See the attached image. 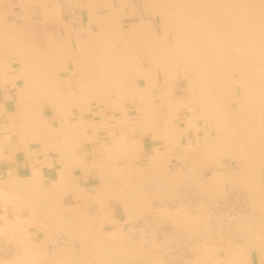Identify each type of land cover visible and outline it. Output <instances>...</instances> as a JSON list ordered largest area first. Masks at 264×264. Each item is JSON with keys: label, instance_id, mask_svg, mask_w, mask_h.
Segmentation results:
<instances>
[{"label": "crops", "instance_id": "0c3cea01", "mask_svg": "<svg viewBox=\"0 0 264 264\" xmlns=\"http://www.w3.org/2000/svg\"><path fill=\"white\" fill-rule=\"evenodd\" d=\"M89 1L47 0L35 6L42 15L35 22L0 21V264H117L107 256L129 250L113 245V238L133 237L135 231L128 200L124 205L118 192L129 187L106 181L101 169L128 164L151 172L156 152L154 146L145 150L143 137L151 129L132 123L127 133L111 110L115 92L95 79L107 77L113 36L121 49L128 38H143L145 29L156 36L162 27L154 14L157 0ZM143 66L159 82L162 71L155 69L152 53ZM81 79L91 80L81 87ZM124 106L134 116L131 102ZM175 120L170 124L179 125ZM179 140L170 141V161L186 160L188 149L174 154L183 148ZM159 151L167 153L164 147ZM237 173L245 174L238 186L249 189V171ZM142 245L134 253H144ZM235 264H264V257L247 255Z\"/></svg>", "mask_w": 264, "mask_h": 264}, {"label": "bare ground", "instance_id": "6f19581e", "mask_svg": "<svg viewBox=\"0 0 264 264\" xmlns=\"http://www.w3.org/2000/svg\"><path fill=\"white\" fill-rule=\"evenodd\" d=\"M198 1L157 0L154 14L160 15L161 33L159 32L155 36L153 32L145 29L143 38L138 40L128 38L121 49L117 45L116 37L113 36L105 63L107 77L95 79L99 82H106L108 91L115 92L111 94V97H116L117 102L112 101L111 110L116 115L119 113V117L116 118L117 122L126 126L127 133L133 132L134 126L129 125L136 123L139 128L144 130L150 128V135L156 141L154 145L156 157L153 158L151 163L152 169L149 172L148 179L142 181L138 176L140 173L136 172L128 164L125 169H123L124 166L122 169H107L108 171L101 169L106 173L104 175L106 181H119L124 188L129 187V189L119 190L118 192L124 205L126 200H128L127 206L131 213L137 211L136 207L147 204L148 197L146 198V196L161 195L162 191L167 188V186H161L160 184L167 182L166 175L171 174L170 171L169 173L167 171V164L171 162L168 156V153L172 152L170 141L176 137L181 138L183 135L185 137L188 136L189 126H193L197 119H201L199 126H195L198 127L200 132H203L201 135L203 136V143L199 142L200 145H197V143L196 146L200 147L202 145L200 150H203L206 155L209 152L208 150L212 148L234 156V158L241 159L243 160L241 167L239 166L242 169L241 172L250 168L254 169L259 167V165L264 167V128L260 119V113L264 112V0H201L200 3ZM46 2L47 0H42L38 6L43 5L44 7ZM91 2L92 0L88 3ZM24 4L29 6L28 2ZM146 9L149 10L147 7ZM113 24L117 26V21L113 22ZM148 53L153 55L155 69L162 71L159 82L155 76V71L150 75L144 72L143 61L146 60ZM102 64L98 63L97 65L101 66ZM168 65L173 66V72L166 70ZM234 79L238 82L239 93L234 92L230 88L229 81ZM89 80L91 79H81V87H86ZM92 80L94 81V79ZM139 80H141V83ZM180 80H185L186 82L183 90H187V96H189L187 98L184 91L181 95L174 92L177 82ZM153 81H157L158 84L157 90L159 94L157 96L153 92ZM191 96H196L197 99L195 100ZM157 97L163 100L164 107L156 104L155 99ZM189 99H193L194 102L191 100L193 105L187 106ZM228 100L231 105L235 103L234 109L230 110L232 108H230L231 105L228 106L226 104ZM129 101L135 109V114L132 117L128 113L129 107L126 108L124 106ZM178 105L186 106L190 111L184 121L186 122V128L170 124L171 119H178L179 117L177 114ZM215 129L219 132L216 137H213L211 133ZM191 130L193 131V129ZM126 136L128 137L125 133L121 136L122 142L127 141ZM122 142L112 149L119 148ZM182 146L183 150H192L195 145L192 146L188 143ZM161 147L166 148V154L159 151ZM193 160L192 164L184 166V171L189 170L188 174L191 177L194 176L200 188L219 189L223 183V179H221L224 176L222 173L223 169L221 171L215 170L211 175L205 176L204 169L206 165L204 161L202 163V159L197 161L194 158ZM176 169L175 175L182 173L183 166H178ZM244 177L245 174H237L235 177L237 181L234 180L235 183L239 185ZM250 180L246 183L250 186L249 189H254L249 192L251 202L264 205V191H257L251 185L253 181L250 182ZM165 197L167 198L166 195ZM168 210L170 209L168 208ZM168 210L165 211L167 212ZM181 210L182 208L180 213H182ZM170 211L171 213L169 214H172L173 211ZM175 211L179 213V209ZM262 211H264V208ZM138 212L135 214L138 215ZM185 212L188 215L189 211L185 210ZM174 213L172 216H175L174 221L176 223H180L181 220H188L187 216L182 218L184 216L181 217V214L180 220L176 221L178 218L176 217L177 212ZM196 220L192 222L195 223ZM186 222L181 227H187L185 229L190 231L192 228L191 221L188 220V223ZM144 228L146 229V227ZM186 236L189 237L188 235ZM159 241L162 242L163 240ZM157 245L155 247H158ZM202 247L207 248L206 246ZM199 249L201 250V248ZM242 251L247 256V249ZM129 252L128 250V252L126 251L121 255L110 253L109 257L107 256L106 258L107 262L115 263L122 259L121 256L127 258ZM153 254L155 255V253ZM245 255H240L239 261L241 257L245 258ZM223 256L225 257V255ZM229 258H232L231 262H235L233 255ZM96 259L98 262H102L99 255H97ZM214 264H219V262Z\"/></svg>", "mask_w": 264, "mask_h": 264}, {"label": "rangeland", "instance_id": "374dc122", "mask_svg": "<svg viewBox=\"0 0 264 264\" xmlns=\"http://www.w3.org/2000/svg\"><path fill=\"white\" fill-rule=\"evenodd\" d=\"M41 1L42 0H0V21L1 20L2 21L4 20L5 22L16 21L18 23H23L24 22L23 20H29V21L35 22L36 20L41 19V16H42L40 11L38 10L40 7H35ZM27 2L29 6L31 7H13L14 4H24ZM198 2L200 3L201 0H199ZM160 20L161 19L159 15L157 18V21L160 22ZM158 32L161 33V30H159ZM166 70L168 72L174 71L173 66L171 65H168ZM139 82L141 83V80H139ZM229 84H230V88L234 92L239 93V85L236 79H234L233 81H229ZM185 85H186L185 80L178 81L177 86L174 89V92L181 95L184 91V94L186 93L185 96L187 98L189 97L187 96L188 94L187 90H183L185 89ZM153 92L155 96L159 94L158 93L159 91L157 89H154ZM192 98H195V100L197 99L196 96ZM191 100L192 102H194L193 99ZM191 100L188 102L187 106L193 105V103H191ZM156 101H157L156 104L160 106H164L163 100L158 99ZM226 104L228 106L231 105L229 100L227 101ZM234 105L235 103L230 106V108L232 107L230 110L234 109ZM177 109H178L177 114L179 117L178 119L175 120V122L179 124L181 127L186 128V122L184 121L190 114V111L186 108V106L183 107L182 105L181 106L178 105ZM169 117H168V120H169ZM260 119H261V123L263 124V128H264V112L262 114L260 113ZM200 120L201 119H197V121H195L193 126L192 125L189 126L188 136L186 137L182 136L179 140L181 142V145L188 144V143L192 146L195 145L193 146L192 150H190V152H188V150L185 151L186 165L192 164L194 162L193 160L194 158L197 159V161L202 159V163L204 161V164L206 165L204 169L205 176L211 175L213 171L215 170L221 171V169H224L225 170L223 174L224 176H222L221 178L223 179L222 185H220L219 189L217 190L211 189V188L209 189L202 188V187L200 188L199 187L200 185L199 183H197V180L194 178V176L191 177L188 174L189 170L187 169L186 171H184L185 161H183V159L179 161L178 158H175V160L171 159L172 162L170 163L168 162L167 164V168H168L167 171L168 173L170 171L171 174L166 175L167 182L160 184L161 186H165V187L167 186V188L164 191H162L161 195H157L158 197L156 195L148 194L150 197L146 196V198L148 197L147 204L146 205L144 204L138 208L136 207L137 211H135L134 213H129V215L133 219H135L133 223L131 222L133 224V228L135 229V231H133L132 233L133 237H127L125 239L124 238H121V239L113 238L114 247L115 245L118 246L119 243H121V246L126 244V246L128 247L130 251L129 254L127 255V258L126 257L123 258L124 256H121L122 259L117 261L118 264H125V262H127L126 264H129V263L132 264L133 262H134L133 264L135 263L141 264V262H143V264H154V263L155 264H200V263L201 264H214L217 262H219V264H235L236 262H239L240 255L241 256L245 255L243 254V252H241L243 249H247V251L252 252V253H246V254L249 257L252 256L253 260H257L258 257H264V253L260 254V252L264 251V211H262V209L264 208V205L263 204L260 205L257 203L254 204V202L252 203L249 192L250 190H254V189L246 190L245 188H241L235 183V181L237 180H235V178L234 179L232 178V175H236L238 174L237 172H241L242 169H240V167L243 163V160L237 159L236 157L234 158V156H231L229 154H224L222 151L218 149L211 148L210 150H208L209 152L207 153V155L203 150H200L202 145L200 147L196 146L197 143H198L197 145H200V143L201 144L203 143V138H202L203 136H201L203 132L202 131L200 132L198 127H196V126H199V124L201 123ZM190 128L193 129V131ZM218 132L219 131L215 129L211 133V135L213 137H216L218 135ZM143 139H144V143L146 147L145 150H147L148 153L151 152V148L156 144V141L152 140V137L150 134L144 135ZM176 144H179V143L176 142ZM182 153L184 154V151L182 150L180 146L178 147L177 151L174 152L175 155L182 154ZM201 154H203L202 157H200ZM190 155H193V157H191ZM138 164L141 165V161H139ZM178 166L179 167L183 166L182 173H178L175 175L174 173H175V170H177L176 167L178 168ZM161 170H164V169H161ZM142 171H143V174L139 172L140 175L138 176L141 178L142 181H144L148 179L147 177L150 175V173L148 169H145ZM248 171L250 174L247 180L250 178L251 179L250 182L253 181L251 185L255 187L257 191H264V167H262V165L261 166L259 165V167H255L254 169L250 168L248 169ZM253 177H255V179H253ZM230 182H233V183H230ZM251 193H253V191H251ZM165 195L167 196V198L165 197ZM154 201H157V202H154ZM168 208L172 210L173 213L177 212L176 217L178 218L176 221H179L180 220L179 218H181L182 216H184L182 218H186L187 216L188 220H190L192 224L191 230L187 231L186 230L187 227H181L186 221H187L186 223H188L187 219L181 220L180 223L178 222L176 223L174 221L175 216H172L173 213L169 214L171 213V211L168 210ZM181 208H182L181 210L182 213H180ZM117 209L121 211L120 207H117ZM138 209H139V212H138ZM176 209H179V213L178 211H175ZM165 210H168V211L166 212ZM185 210L187 212L189 211L187 213L188 215L185 214L186 213ZM137 212H138V215L135 214ZM156 213L159 215H157ZM140 215L143 217H141ZM190 215H192L193 217ZM172 217L173 219L171 220ZM194 218L196 220L195 223L192 222V221H195ZM144 227H146V229ZM136 228L137 230L140 229L141 231L140 232L136 231ZM183 228L184 229L186 228L185 231ZM151 229H153V231H151ZM146 231H148L147 234H146ZM186 235H188L189 237H187ZM159 240H163V241L161 242ZM155 243L156 245L159 244L157 245L158 247H155L156 246ZM142 244H144V247H143L145 250L144 253H138V254L134 253L136 251L135 247H138V245L143 246ZM228 244L230 247L227 246ZM202 246L204 247L206 246L207 248H203ZM116 247L115 249L117 251L120 250V248H116ZM151 248L155 250L154 252L155 255L153 253L146 252ZM199 248H201V250L202 249L204 250L201 251ZM207 249L209 250V253ZM239 249L240 250L242 249V250L240 251ZM158 250L160 251V253ZM223 255H225V257ZM231 255H233L235 262H231L232 258H229ZM243 258L244 257H241V259Z\"/></svg>", "mask_w": 264, "mask_h": 264}]
</instances>
